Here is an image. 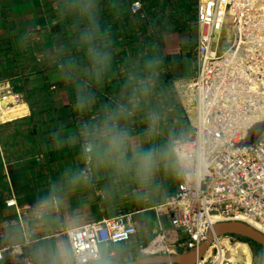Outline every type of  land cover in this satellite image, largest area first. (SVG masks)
Listing matches in <instances>:
<instances>
[{
    "label": "crops",
    "instance_id": "0c3cea01",
    "mask_svg": "<svg viewBox=\"0 0 264 264\" xmlns=\"http://www.w3.org/2000/svg\"><path fill=\"white\" fill-rule=\"evenodd\" d=\"M105 1L94 0L93 4L98 8L106 7ZM40 9L38 8L37 12L30 9L28 16L34 17ZM16 12L18 11L14 13ZM21 23L13 25L9 17L4 25L0 24V42L8 39L9 45L13 46L15 41L22 44L28 39L30 43L27 44L28 50L24 47V50L16 51V57L10 56L6 59L0 56V81H10L15 92L19 93L20 97L24 96L21 103L24 100L29 111L16 118L17 120L0 123V187L2 182L3 185L9 186L1 188L3 193L0 195V249L8 250L6 253L10 263L24 264L13 263L10 258L11 253H21L22 257L31 259L33 264H50L54 249L70 245L67 236L58 233L61 227L82 226L127 210L139 211L135 216L138 231L132 238V243L115 245L118 248L130 244L127 253L134 259H128V254H122L124 259H140L134 249L150 240L153 233L159 229L160 223L168 232V238L173 242L177 241L181 231L171 225L166 212L161 213L154 208L153 205L158 202H143L146 196L134 188L131 179L115 177L93 169V178L89 183L73 187L66 172L69 168L84 167L79 156L49 163L46 152H33L32 144L37 140L33 135L34 130L41 136L44 150H48L58 147L56 144L63 146L64 143L78 141L79 137H82V126L100 117L91 111L87 118L79 115L77 124H74V119L64 113V109L71 105L72 93L75 91L74 94L77 95L82 89L79 69L76 67L72 71L78 79L74 82L68 80L71 84L68 90L64 80L66 76L70 78L67 71L71 69L64 62V48L60 51V47H63L61 37L53 40L52 36L47 35L48 31L52 33L51 30L39 31L37 35L33 32H20ZM173 34L161 36L158 45L171 69L177 70L183 67L184 62L182 58L174 56L178 54L180 47L179 42L174 46ZM56 46L58 51H54ZM14 49L16 50L15 47ZM39 53L46 54L44 61L37 58ZM49 55L62 57L63 60H60L67 69L49 66ZM18 59H28L29 64L20 68ZM42 63L44 67L41 66ZM186 78L182 80L185 81L188 79ZM262 121L264 119L258 122ZM25 141L28 142L27 147L22 144ZM54 194L62 198L59 207L52 206L50 197ZM6 200H15V205L8 206ZM112 253L114 252L111 250L110 254L113 255Z\"/></svg>",
    "mask_w": 264,
    "mask_h": 264
},
{
    "label": "built area",
    "instance_id": "2783aa9c",
    "mask_svg": "<svg viewBox=\"0 0 264 264\" xmlns=\"http://www.w3.org/2000/svg\"><path fill=\"white\" fill-rule=\"evenodd\" d=\"M229 3V0L198 2L195 14L199 31L196 48L198 70L186 80L187 90L192 93L195 104V131L185 139H174L177 151L185 157L182 179L174 193L153 205L158 212L168 214L171 225L178 228L184 237L170 242L168 232L160 223L155 235L138 246L140 258L195 249L218 222L249 223L247 220H255L264 225V136L251 145L244 144L255 121L248 118L256 115L257 110L251 103L249 108H241L243 121L229 114L233 109L238 110L235 104L251 92L250 86L243 83L244 72L254 71L252 66L244 63L252 51L246 46L240 49L235 46L238 33L231 42V38H227L230 31L226 20L228 13L222 11V5L227 9ZM130 8L133 14L141 13V17H146L142 0H134ZM234 48L238 50L237 58H243L232 66L227 62ZM243 66L249 68L245 70ZM7 94H14L21 102L10 81H0V98ZM258 112L261 115L257 121H260L264 119V112ZM15 202L6 200L8 206L15 205ZM138 212L129 210L82 226L61 227L58 233L65 234L70 246L78 251L77 264H92L89 249H100L101 243L115 246L132 240L138 231L135 222ZM224 238L229 241L239 239L238 235L229 233L215 242ZM215 242L211 250L216 247L219 256L221 251L224 253V248L215 246ZM6 251L0 249V261L5 259ZM10 258L13 263L33 264L21 253H11ZM196 264H200V260ZM219 264L244 263L222 254Z\"/></svg>",
    "mask_w": 264,
    "mask_h": 264
},
{
    "label": "trees",
    "instance_id": "16d2710c",
    "mask_svg": "<svg viewBox=\"0 0 264 264\" xmlns=\"http://www.w3.org/2000/svg\"><path fill=\"white\" fill-rule=\"evenodd\" d=\"M93 1L94 0H68V4H82L80 6L86 7L87 11L81 12L75 8V13L67 16L70 17L69 19H72L68 21L64 20V12H61V18L51 27L52 33L55 35L57 32V38L61 37L60 40L65 54L64 62H66L65 64L67 67L71 69V71H67V73L70 74V79L72 82L78 79L72 72L74 68L78 67V75L82 78V86L80 87L83 89L87 86V90L91 91L95 96L93 104L87 110L80 112L76 109L77 95L74 94V91L70 98L71 105H68L64 109V113L67 114L68 117L71 116L72 120L74 119V124H77V117L79 115L81 116L82 114L83 117L87 118L90 116L91 111L100 117L105 104L127 99L129 89H126L124 84L127 76L130 73H135L139 78L142 77L151 89L150 95L143 102L140 109H138L132 121L131 126L135 128L136 133H142L144 131L147 114L150 111H157L161 115L157 129L161 130V132H157L156 136L153 138L152 142L154 144L162 146L177 137L183 139L187 138L190 133L195 131V128L182 108V102L177 95L173 83L175 78L180 76H193L196 71L194 73V70H190L191 65L189 61L191 59V53L186 54L187 61L184 62L182 68L173 70L168 65L151 27H155V30L162 28L160 32L164 30V25L161 26V16L155 10L156 6L159 5L157 4L158 0H142L145 6L146 17H141V13H131L130 4L125 1L122 2V0H120L122 3H118V0H106V7L99 8L93 4ZM45 2L46 0H0V24H5L7 22V19L10 17L8 16L9 13L13 14L15 11H21L24 8L28 9L30 7V9L34 11L41 8L43 11L46 6L51 5L49 0ZM59 3L64 4V0H60ZM194 9L195 11L197 10V5ZM147 10L148 12L150 10L151 13L147 14ZM46 11L48 10L45 9V12ZM37 14H41V12ZM50 14H52V12L43 16V23H45L47 16ZM148 15L151 16V23L148 22ZM136 18L138 20L134 23ZM61 25H64V27ZM86 32L93 35L94 43L98 46H103L110 53V67L104 78L99 82H96L89 75L92 65L87 55V45L82 39ZM47 35H51V32L48 31ZM16 51L14 46L9 45L5 50H0V56L9 59L10 56L16 54ZM60 58L63 60L62 57ZM148 60L156 61L154 73L145 70L144 66ZM8 62L11 63L10 60H8ZM78 64L79 66H77ZM171 109L173 111L172 113L170 112ZM33 135H35L37 139L36 142L32 144L34 147L32 149L34 150L33 152H46L49 163H56L79 156L80 140L82 137H79L76 142L64 143L63 146L56 144L58 147L44 150V142L40 138L41 136L39 133L34 130ZM22 144L27 147L28 142L25 141ZM0 166H2L1 161ZM1 177L0 167V180ZM159 178L162 179L163 191L160 189L159 183H157ZM181 179V174L176 176L167 169L162 168L156 175L152 185L142 188L134 181L132 182L133 186H135L134 188L138 189L140 194L146 196L143 202L152 204L154 199L157 201L165 196L164 190L167 195L174 193ZM3 184L2 182L0 189L3 187L9 188L7 184ZM147 190H149V193H147ZM149 195L151 198L148 197ZM238 237L240 240L249 242L254 247L255 251L258 250L257 256H261L264 251V246L251 239L241 236ZM107 259L109 264H118L125 261L123 257L120 260H115L111 255L107 256ZM0 264L11 263L8 259H4L0 261Z\"/></svg>",
    "mask_w": 264,
    "mask_h": 264
},
{
    "label": "clouds",
    "instance_id": "9594fccd",
    "mask_svg": "<svg viewBox=\"0 0 264 264\" xmlns=\"http://www.w3.org/2000/svg\"><path fill=\"white\" fill-rule=\"evenodd\" d=\"M72 7L79 8L81 12L87 11L86 7L79 5ZM82 39L87 45V55L92 65L89 75L99 82L110 67V53L94 43L90 33L86 32ZM155 66L156 61L148 60L144 67L146 71L154 73ZM124 87L129 89L126 100L105 104L99 119L82 126L79 160L84 167L69 168L66 172L73 187L89 183L93 178V169L115 177L129 178L142 188L151 185L162 168L176 176L182 173L185 157L177 151L176 141L162 146L152 142L161 119L159 112L150 111L147 114L142 133H136L131 126L136 112L150 95L148 83L137 74L130 73ZM94 100L95 96L87 90V86L81 89L77 93V111L87 110ZM50 200L53 207H59L62 203V198L55 194ZM78 255V251L70 245L58 246L51 253L50 264H77ZM88 255L92 264H109L103 249H89ZM248 264H253L251 255ZM259 264H264V253L259 257Z\"/></svg>",
    "mask_w": 264,
    "mask_h": 264
},
{
    "label": "rangeland",
    "instance_id": "374dc122",
    "mask_svg": "<svg viewBox=\"0 0 264 264\" xmlns=\"http://www.w3.org/2000/svg\"><path fill=\"white\" fill-rule=\"evenodd\" d=\"M49 1L51 2V5L46 6L45 9L48 10L49 12H52V14L47 16V20L45 21V23H43V21H42L43 16H45V14L47 15L49 13L48 11L45 12V9H43V11H42V9H40L39 12H41V14H36V15H34V17L28 16V15H30V14H28V12H30V9H25V8L22 9L21 11L14 13V15L9 13L8 16H10V21L13 22V25H15V26H17L18 23L22 22L19 25L20 29L22 30V31L19 30L20 32H28V34H30V32H33L34 34H36L39 31L51 30V27L54 24H56L58 22V20L61 18V14H60L61 12L62 13L64 12L63 13L64 14V20H66V21L72 20V19H69L70 17H67V16H70L69 14L75 13V8L72 7L74 4H68L67 3L68 0H64V4L59 3L60 0L59 1L49 0ZM61 1H63V0H61ZM124 1L128 2L131 6V3L134 0H122V2H124ZM183 1H185V2H183ZM46 2H47V0H46ZM120 2L121 1L118 0V3H120ZM198 2H199V0H158L157 4H159V5L156 6L155 10L161 16V20H162L161 26L164 25L163 26L164 30H163V32H160V30L162 28H160V29L158 28L155 30V27L151 26L154 33H155V37L157 39V42H159L161 36L168 35L170 33H174L172 35V37L174 39V46H177V43L179 42V47H180V50L178 49L179 55L175 54L174 56L176 58L180 57L183 59V62H186L187 61L186 54L191 53V59L189 61L190 65H191L190 70L191 71L194 70V73H195V71L198 70V59H197L196 48H197L199 31H198V24H197V21L195 18V12L196 11L194 9L195 6L198 5ZM105 3H106V1H105ZM238 3L241 5L240 8L235 5V2L234 3L230 2L229 5L227 6V9H226V11L228 13V15H227L228 17L226 18V20L229 23L227 25V28L230 29V31H228V33H227V38L228 37L231 38L229 42L232 41V38L236 35V32L238 34L239 33L240 34L245 33L243 35L246 36V34H247L250 39L253 37H255L257 39L256 40L251 39V42L249 43V42H247L248 38H245L244 36H242V39L244 38V40H245L244 46H246L247 48H250V51H252V53H250L249 58L245 57L244 63H246L247 65H250V66L253 65L252 67L255 71V72L254 71L244 72L243 79L245 80V82H243V83L244 84L246 83L245 85L248 84L250 86V88H252V86L254 85V88L252 89V91L250 93H246L244 98L239 99L240 100L239 103L235 104V105H236V107H239V108L240 107L243 108L245 106L249 108V103H251L252 107H254L257 110L256 112L259 115H261L258 111L261 110V112H264V40L262 39V38H264V0H239ZM80 5H82V4H79V6ZM76 9L79 10V8H76ZM149 13H151L150 10H149V12L147 10V14H149ZM148 16H149V18H148L149 21L146 19H144V20L151 23V21H152L151 16L150 15H148ZM137 20L138 19L136 18L134 23H136ZM11 25H12V23H11ZM61 26L64 27V25H61ZM243 26H244V29H243ZM232 27H233V29H232ZM241 27L243 29V32H242ZM239 31H241V32H239ZM50 36H52L53 40L55 38L58 39L57 38V32L55 35L53 33H51ZM27 38H29V37H27ZM27 40L26 41L24 40L26 43L23 42L22 44H19L18 41L17 42L15 41L13 43V46L16 48L17 51L24 50V47L25 48L27 47V50H28L27 44H30V43H29V40H28V42H27ZM0 44L3 48L0 50H5L9 46L8 39L6 41L0 42ZM259 44H261V45H259ZM55 49L56 50H54V51H58V46H56ZM62 49H63V47L61 46L60 51ZM45 55H44V53H39V54H37V58L41 61H44ZM49 56L50 57H47V60L49 61V66H53L54 68L56 67V69H58V68L59 69L61 68L63 70L65 68L67 69V67L64 68V66H63L64 63L62 60H60V58L51 57V55H49ZM18 61H19L18 66L20 68H24V67H26V64H29V63H27L28 59H18ZM41 66L44 67V63H42ZM245 67L246 66H243V68L245 70H247V68H249V67H247V68H245ZM193 76H190V75L189 76H180L178 78H175L174 83H173L175 86V90L177 92V95L180 97V100L182 102V108L186 112L188 117L190 118V121L192 124L194 122H196L195 104L193 103V100L190 96V93H191L190 90H187V85H186L187 82H185L186 80L184 81L182 79H185L186 77L188 79H190ZM140 77H141V75H140ZM141 79H143V78L141 77ZM247 79H251L252 82H250ZM68 80H70V78H68L66 76V78L64 80V81H66L65 87L69 90V87H70L69 85H71V84L69 83ZM239 83H241V82H239ZM71 93L72 92H70V94ZM68 94H69V91H68ZM23 97L21 96V101H22ZM241 100H243V103ZM23 102H24V100H23ZM170 112L171 113L173 112L172 109ZM157 132H161V130L157 129ZM157 183H159V187L163 191L164 187L162 188V186H163L162 179L159 178V180H157ZM151 185H152V183H151ZM2 190L3 189H0V195H2ZM164 192H165V196H166L167 195L166 191L164 190ZM147 193H149V190H147ZM148 197H150V195ZM154 201H155V199H154ZM154 235H155V233H153L152 237ZM183 235L184 234L181 232V235H180V237H178V239L183 238L184 237ZM132 241H133V239L131 241H129V243L130 242L132 243ZM171 241L172 240H170V242ZM220 242L222 243V246H221L222 249L224 248V253H223L224 257H227V256L230 258L232 257L230 255H231V253H233V251L230 250L229 246L236 245L237 243H242V244H245V246L247 247L248 254H246V255H249V256L251 255L252 260H253V264H259V260H258L259 258H257V257H260V256H257L258 250L255 251L254 247L249 242H246V241H243L240 239L229 241V240H226V238L221 239ZM114 247L108 246L104 243L100 244V249H103L105 251L106 257L111 255L110 254L111 250H112V252H114V253H112L113 255H111V256H113L115 258V260H120L122 258V254H124L126 256L128 254L127 249H129L131 246L129 244L128 246H123V247L119 246L118 248H116V246H114ZM113 249H114V251H113ZM117 249L119 250L118 252H117ZM135 249H134V252L136 251L135 253H137L138 247L136 250ZM186 251L187 250H184L183 253ZM179 252H177V253L182 254V252L181 253H179ZM263 253H264V251H263ZM172 255H177V254H172ZM4 256H5V259H8L7 254H5ZM127 258L132 259L129 254L127 255ZM221 258H222V253L218 256L217 248L214 247L212 250H210L209 253L206 254L205 257H202L200 259V264H219ZM133 259H134V257H133ZM124 260L125 261L123 263H118V264H124V263L128 262L126 259H124ZM240 262L243 263L242 261H240ZM170 264H176V263H170ZM244 264H245V262H244Z\"/></svg>",
    "mask_w": 264,
    "mask_h": 264
},
{
    "label": "water",
    "instance_id": "95a60500",
    "mask_svg": "<svg viewBox=\"0 0 264 264\" xmlns=\"http://www.w3.org/2000/svg\"><path fill=\"white\" fill-rule=\"evenodd\" d=\"M264 134V121L257 122L248 130L245 145L255 143ZM236 234L241 237L251 239L264 246V233L244 221H224L218 222L209 230L207 238L203 240L195 249L188 250L177 255H162L156 257H143L124 264H157V263H176V264H196L209 250L219 237L226 234Z\"/></svg>",
    "mask_w": 264,
    "mask_h": 264
},
{
    "label": "bare ground",
    "instance_id": "6f19581e",
    "mask_svg": "<svg viewBox=\"0 0 264 264\" xmlns=\"http://www.w3.org/2000/svg\"><path fill=\"white\" fill-rule=\"evenodd\" d=\"M230 2H235V5L237 7L240 8V4L238 3L239 0H229ZM243 5V4H242ZM258 10V9H257ZM222 11L225 12L226 11V5H222ZM236 11V10H235ZM238 11V10H237ZM261 15V14H260ZM253 26V25H252ZM242 29V27H241ZM243 29H244V26H243ZM243 29H242V32H243ZM241 32V31H239ZM245 33H240L238 34V37L236 38L235 42H236V45L235 46H238V49H240L241 47H244V40L242 39V36L248 38L247 39V42H251V39H254L256 40L257 38L253 37V38H249V36L246 34L243 35ZM241 36V37H240ZM264 40V38H262ZM243 45V46H242ZM261 45V44H259ZM250 50V48H248ZM235 51H233L229 58H228V62L227 64L229 65H232L234 66L236 62H238L239 60L241 61L243 57H238L237 55V52L238 51L236 48H234ZM239 61V62H240ZM253 66V65H251ZM249 76V75H248ZM263 78V77H262ZM249 80L250 82H252L251 79H247ZM254 88V85L252 86V88H249L250 91H252V89ZM190 96L191 98L193 97L192 93H190ZM245 96V95H244ZM28 107L26 105V103L24 102H19L17 100V96H15L14 94H7L5 97H1L0 98V123H3V122H8V121H11V120H14L16 118H19L20 116H23L24 114L28 113ZM257 113V112H256ZM229 114L231 115H234V117H237L238 119H242L241 121H243V112H242V109L241 107L238 109V110H235L233 109L232 112H229ZM260 115L257 113L256 115H252L250 116L248 119L250 120H255L254 123H253V126L257 124V119H259ZM17 120V119H16ZM252 127V126H251ZM250 127V128H251ZM247 137V136H246ZM262 137V136H261ZM260 137V138H261ZM246 139V138H245ZM245 139H244V142H245ZM252 226H254L255 228H257L258 230H260L261 232L264 233V225L260 222H257L255 220H247ZM222 242V241H221ZM220 242V240H218L217 242H215V246H219V248H221L222 246V243ZM212 246L209 248V250L207 251L208 253L210 252ZM230 250L233 251V253H231L230 256H233L234 258H236L237 260L239 261H242L243 263L245 262V264H248V260H249V255H246L248 254V251H247V247L245 246V244H242V243H237L236 245H233V246H229ZM188 251V250H187ZM186 251V252H187ZM183 253V252H182ZM222 253V251H221ZM220 253V254H221ZM223 254V253H222Z\"/></svg>",
    "mask_w": 264,
    "mask_h": 264
}]
</instances>
